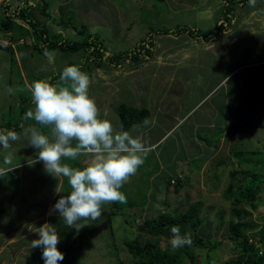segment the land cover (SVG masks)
<instances>
[{"label":"rangeland","instance_id":"obj_1","mask_svg":"<svg viewBox=\"0 0 264 264\" xmlns=\"http://www.w3.org/2000/svg\"><path fill=\"white\" fill-rule=\"evenodd\" d=\"M64 1L66 0H47L49 9L45 11L44 5L40 2V5L32 10L29 17L31 19L34 16L31 21L35 25V32L37 28H46L52 41H59L62 38L68 41H81L86 33L97 39L96 45L102 46L101 48L108 53L115 54L139 49L145 39L149 40L150 33L156 31L155 26H152L153 30L148 32L147 23H143L141 19H130L127 14L121 18L113 14H105L104 10H98V7H95L94 0H86L88 10L82 6V1L70 0L69 3L74 8H70V13L66 9L65 13L61 14L59 6ZM164 2L165 0H152V5L155 6L153 10L159 9L157 10L159 28H173L176 22L180 21H178L180 15L173 16V10H165ZM236 2L237 0H234V3ZM120 5H124L123 0L120 1ZM136 7L141 8L142 5H136ZM122 11L128 13V10ZM142 13L150 14L143 10L139 11L138 15ZM157 15L146 17V19H157ZM29 17L26 16L25 19L28 20ZM169 18L172 19L169 20L170 23ZM186 18V21L191 20L189 26L193 28L192 23L195 22L193 20L197 18L189 16ZM19 19L21 22L24 21L23 17ZM53 19L55 22L52 21ZM162 23L163 26H161ZM19 30L24 32L22 38L26 44H20L14 53L12 49L0 52V130L17 128L15 131L20 134V139L12 142L10 150L0 148V169L5 170L7 165L14 163H25L22 167L5 170L6 174L0 176V185L11 188L15 183L20 182L19 176L22 180L21 185L24 183L23 186L31 187L30 191L36 188L35 195L38 200L41 198L39 206L42 207L29 211L37 214L32 215L19 208L22 202L18 199L11 206L15 207L17 203L19 210H15L13 215H8L11 207H8L6 203L10 198H3L0 191V207H7L2 210L3 220H0V264H26V262L27 264H44L43 250L31 248V241L38 239L35 229L44 223L53 224L58 229L60 243L57 247L64 254V260L60 264H116L114 262L117 256L121 259V264H140L129 252L128 243L140 237L141 246H144L145 240L152 237L147 233L138 232L137 227L142 226L145 220L157 218L163 212L181 214L187 211L192 212L193 208L194 216H198L203 223L197 232L205 240L220 244V249L217 251L192 247L196 263L224 264L225 260L235 257V242L226 240L222 242V240L224 237L227 238L229 233L227 221L230 219V210L239 206H234L233 203L224 199L223 193L231 180L235 182L240 180L238 182L240 185L246 181V174L239 171L237 176L232 177L230 170H249V172L258 173L262 191L253 200L255 206L243 202L240 207H245L243 208L245 209L244 221L251 220L258 225V228L264 225V103H256V98L248 95V101L239 116L254 119L251 118L249 126L246 119H243L242 127L235 130L238 133L235 132L236 139L233 145L224 146L221 152L207 158L209 160L206 162L201 158L212 155V148L215 145L223 146L229 141L228 137L227 140L223 138L226 128L220 127L224 126V123L221 118H218L221 114L220 109L223 107L220 104L224 103V97H221V93L212 97L184 123L176 122V118L180 120V115L175 117V121L173 118L176 114L183 113L182 108H190L204 96L209 88L207 87L208 77L211 80L213 73L202 76L187 66L186 69H178L174 79L164 82L161 79L151 78L154 70H150L147 76L137 78L136 74L126 75L125 72L131 71L128 69V62L120 66H114L108 62L102 67L95 66L92 60H88L90 52L86 47L78 51L47 49L52 53L49 59L45 57V49L42 47L44 35L41 36L38 33L35 36L34 30L28 32L27 27ZM16 33L14 32V36ZM17 38L15 37L16 40ZM35 44L36 47H33ZM172 51H175V48ZM73 64L79 65L81 70L89 75V95L95 99L101 118H105L103 114L107 112L106 118L112 122L115 129L122 130L117 109L119 104L125 103L132 106L135 104V99L139 97L146 101L145 104L152 109L153 115L156 113L157 117L152 119L156 126L158 124V127L154 126V128H150L152 124L147 127L136 124L134 126L138 127L135 130L134 126L129 130L133 136L142 135L146 146L153 148H148L143 165L122 186L121 191L126 195V202H116L117 209L112 208V203L103 205L100 218L87 221L88 224L79 231L66 226L59 213L52 211L60 196L67 195L70 191L67 178L61 177L59 180L47 173L44 168H39L41 162L31 164L34 159L27 157L31 150L36 156L38 150L28 145V139L23 134L24 128L35 126L43 134L50 136L51 127L39 125L32 119H25L26 113L35 107L28 86L38 79H47L55 84L59 82L63 68ZM168 67L173 70L175 66ZM176 67L179 68V66ZM157 74L163 75L165 72L157 71ZM168 92L170 95H165ZM128 95L133 98H128ZM132 100L134 101L129 102ZM171 100L172 104L167 106L169 115L165 116L166 103ZM207 115H212L214 121L216 119L215 124L206 126L195 121L196 118L197 120L208 119ZM225 116L230 120L234 117L233 114L230 116L229 112H225ZM254 124L259 125L254 126ZM163 132L166 134L164 138L161 137ZM230 149L232 154L229 152ZM8 152L12 154L10 164L4 162ZM90 159V156L81 155L75 160L65 159L62 162L68 163L71 167L82 168ZM220 161L223 162L220 164ZM204 162L206 166L203 167L202 178L200 174L202 170L199 172L198 168L200 169L199 165ZM182 171L185 172V177L180 174ZM170 178H180L183 186L179 191L173 188L168 189ZM47 181L49 185L43 195L41 190ZM57 188L61 192L58 193ZM18 191L17 194L21 193L20 188ZM50 200H53L52 207L46 208L45 203ZM108 211L112 213L108 215L109 218ZM163 240L162 245L166 248V244H170L171 239L164 237ZM186 263L191 264L189 260Z\"/></svg>","mask_w":264,"mask_h":264},{"label":"crops","instance_id":"obj_2","mask_svg":"<svg viewBox=\"0 0 264 264\" xmlns=\"http://www.w3.org/2000/svg\"><path fill=\"white\" fill-rule=\"evenodd\" d=\"M18 1L19 0L10 1L9 3L13 4L14 6L13 8L15 9L17 8L16 5L18 4ZM29 1L31 2L32 10L36 9L37 6L40 5V2H42L43 5L45 4L48 5L47 0H29ZM69 1L70 0H66L62 4H60L59 11L61 14L65 13L66 9L67 12L70 13V8H74L73 6H71ZM80 1H82L81 2L83 4L82 6H84L85 8L86 6L88 7V3L86 0L85 1L80 0ZM120 1L121 0H94L96 5L95 7L96 8L98 7V10H104L105 14H113L119 16L120 18L127 14V16L130 17V19H137V20L141 19L140 21H142L143 23H147L148 32L153 30L152 26H155L157 31V33L154 34V40H153L154 44L152 47L153 54L150 59L141 56L140 59L135 61L129 59V60H124L122 62V63L128 62L129 63L128 69L129 70L131 69L130 72L129 71L125 72L126 75L136 74L135 77L138 78L143 75L147 76L150 70H154V74L151 76V78L153 80L161 79V81L164 82L165 80L174 79L177 76L176 71L180 68L186 69L187 66H190L191 67L190 69L192 71L201 74L202 76H208L210 73L211 74L213 73L211 80L208 77L209 83L207 87L209 88L207 92L204 94V96L200 98L197 102H195V104L190 108L188 109L182 108L183 113L181 112L180 114H176L173 120L175 121V117H178L180 115V120L176 118L177 120L176 122L180 123L181 121H183L184 123L192 115H194L206 101L208 102L212 97L217 96L221 93V97H224V103L220 104L223 105V107L220 109L221 114L218 118H221V120H223L224 123V126H220V127L226 128L225 129L226 133L224 131L223 138L227 140L228 137L229 141L228 143L225 142L223 146H221L222 144L215 145L212 148L213 154L212 155L209 154L206 158H201V159H205L204 161L207 162L209 160L207 158L213 157L220 150L222 151L224 146L229 147V145H233L236 139L235 130L238 127H242L241 124L242 120L246 119L247 125L249 126V122L251 118H253V117L245 118L243 116H239V113H241V110L248 101V95L255 97L256 103H264V0H256L254 6H250L249 0L247 1L237 0L236 3L233 2L232 21L229 24L224 23L222 26V28L224 29L221 31V33L217 37H212L211 40H203L191 36L187 33L176 35L174 34L173 30L179 26L191 28L189 26L190 25L189 23H191L189 21L191 20L186 21L187 19L186 16L187 17L189 16V17L197 18V20H193L195 22L192 23V25H194L192 29H198L203 32L215 33L216 28L224 22L225 8L228 0H165V2L163 3V5L166 6L165 10L166 9L173 10L172 12L173 16L180 15L178 17V21L179 20L180 21L176 22V24L175 22H173V24H175L173 28H168V27L159 28L160 22H157V20H159V16L157 15L158 14L157 10L159 9L153 10L155 9V6L152 5V0H123L124 5L122 6L120 5ZM153 1H157V0H153ZM158 1H163V0H158ZM64 3L65 5H63ZM136 5H142V7L139 8L136 7ZM14 9L11 10L13 11ZM122 10H128V13H123ZM143 10L150 12V14L148 15L146 13L145 14L142 13L139 16L138 15L139 11H143ZM155 15H157V19H150V20L148 19ZM146 17L148 18L146 19ZM169 20L172 19L169 18L168 22ZM52 21L55 22L54 19ZM161 26H163V23L161 24ZM163 29L168 30V32L160 33V31H162ZM20 38L23 40L22 37ZM175 41H179V42L176 43ZM17 42L19 43L21 42V40H18ZM174 48L175 51H172ZM17 49H18L17 46L15 48H12L13 50L12 53H14V50L17 51ZM168 66L170 67L175 66V67L173 68V70H171ZM176 66H179V68H177ZM163 70L165 74L163 75L157 74V71L163 73ZM167 94L170 95V92L166 93L165 95ZM128 98H133V97L128 95ZM133 101L134 100L129 102H133ZM134 102L135 104L132 105V107H138V108L144 107L146 110L150 111L151 113L150 120L153 121L152 123L153 126L150 128H154V126L158 127V124L156 126V123L153 120L155 117H157V115L156 113L155 115L152 114L153 111L149 107V105L145 104L146 101L143 100V98L139 97L138 99H135ZM169 104H172V100L166 103L165 111L167 112V114L165 116L169 115V109H167V106ZM236 111H238L237 112L238 115L236 114ZM225 112H229L230 116L233 114L234 115L233 120L228 119V117L225 116ZM208 115H207L208 119L203 118L197 120L196 118L195 121H197L198 124H205L206 126L215 124L216 119L214 121L213 117H211L212 115L210 116ZM165 116L163 117L166 118ZM203 116L206 117L205 114H203ZM257 125L259 124H254V126ZM16 132L19 133L18 131ZM164 134L165 133L163 132L161 137L164 138L166 135ZM148 148H153V147L149 146ZM229 152L230 154H232L231 149L229 150ZM29 157H31L30 159H34V160L36 159V156H34V151L32 150L30 151L27 158L29 159ZM206 162L199 165V167H201L202 169L198 168L199 172L202 170V172H200L202 178L204 175L203 167L206 166L205 164ZM222 162L223 161H220V164ZM24 163L25 162L21 164L14 163L11 165H7L8 167L5 170H9L11 168H15L19 166L22 167ZM39 168H44L42 162L40 163ZM233 170L234 169L230 170V175L232 174ZM239 171L243 172V170H239ZM187 172H189V170H187ZM180 174H183L184 177L186 175L184 171H182ZM18 180L20 182L15 183V185H13L11 188H8L7 185H0V191L2 193V197L10 198V200H8V202L6 203L8 207H11L10 213H8V215L11 214L13 215L15 213V210H19L18 209L19 206L17 205V203L15 207L11 206L18 199L19 201L22 202V205L19 208L28 211L29 214L31 213L32 215H37L35 213L33 214L32 212H29V211H33L34 210L33 208L38 209L42 207L41 205L39 206L41 198L40 200H38L35 195L36 188H34L33 191H30L31 187L27 188L23 186L24 183H22L23 185H21L22 180L20 179L19 176H18ZM48 185L49 184L47 181L46 185L41 190L43 195L45 194V189L48 187ZM19 188L21 189V193H19L20 195L17 194L19 192L18 191ZM171 188H173V186H171ZM51 201L53 200L46 201L45 203L46 208L52 207ZM5 208L7 207L5 206L0 207V215H1L0 220L1 219L3 220L2 210H5Z\"/></svg>","mask_w":264,"mask_h":264},{"label":"clouds","instance_id":"obj_3","mask_svg":"<svg viewBox=\"0 0 264 264\" xmlns=\"http://www.w3.org/2000/svg\"><path fill=\"white\" fill-rule=\"evenodd\" d=\"M255 2L249 0L250 6H254ZM18 40L21 42L11 41V45L6 46L15 48L24 43L21 38ZM44 55L49 59L52 57L47 49ZM89 84V75L77 64L64 67L59 82L55 84L47 79L33 81L28 89L35 107L26 113L25 119L51 126L50 136L35 126L23 130L28 145L38 150L31 164L43 162L47 173L59 180L67 178L70 191L60 196L52 211L59 213L66 226L77 231L85 227L87 221L99 219L103 205L126 202L121 188L143 165L149 151L142 135L133 136L129 131L115 129L106 118L107 112L103 114L105 118H101L95 99L89 95ZM152 123L145 118L142 126ZM19 139L20 134L15 130H0V148L6 151L12 148V142ZM81 155L91 157L82 168L62 162L65 159L75 160ZM11 159L12 154L8 152L4 162L10 164ZM5 174L0 169V176ZM57 192L61 191L57 188ZM34 232L38 239L31 241V248L43 250L44 264H60L64 254L57 247L60 243L58 229L53 224L44 223ZM190 243V236L187 233L181 235L178 225L171 227L170 244L173 250Z\"/></svg>","mask_w":264,"mask_h":264},{"label":"trees","instance_id":"obj_4","mask_svg":"<svg viewBox=\"0 0 264 264\" xmlns=\"http://www.w3.org/2000/svg\"><path fill=\"white\" fill-rule=\"evenodd\" d=\"M234 0H228L225 8L224 22L216 28L215 33L203 32L198 29H192L189 27H176L173 32L174 34L187 33L191 36L203 39L211 40L212 37H217L221 31L223 24H229L233 18V4ZM35 5V4H34ZM13 11L11 7L13 4L9 1H5L0 4V35L9 41L17 42L15 37H24V32L21 28H28V32L34 30L35 25L31 21L34 16L30 19L32 12V5L29 0H19ZM46 6V7H45ZM44 10L46 11L48 5H44ZM44 14V11L41 10ZM29 17L28 20L25 18ZM24 18L21 22L19 18ZM16 21V22H15ZM160 31V30H159ZM8 32H11L9 35ZM14 32H17L14 36ZM21 32V34H19ZM27 32V33H28ZM151 32V31H150ZM166 33L168 30L164 29L160 33ZM36 34L44 35L42 40V47L44 49H60V50H72L78 51L81 48L86 47L90 52L88 60H92L94 65L97 67H102L106 62L111 63L114 66H120L124 60H138L141 56L150 59L153 54V40L152 36L157 33V31L151 32L149 40L145 39L143 43L139 46V49L131 52H121V53H108V51L103 50L97 43V39L93 38L91 35L84 34L81 41H68L66 39L61 40H50V36L46 31V28H37ZM82 33V32H81ZM39 37V39L41 38ZM17 38V39H18ZM56 38V37H55ZM24 42V41H23ZM24 45L26 44L23 43ZM20 44L17 45V47ZM36 47V44L33 45ZM12 49L10 46L0 45V52L4 50ZM13 52V50H12ZM107 52V53H106ZM120 116V127L123 131H129L136 124H143L145 118L150 119L151 113L144 107H132L125 103L119 104L117 107ZM17 130V128L15 129ZM246 174V181L244 184H238L231 180L223 193L224 199L230 201L234 206H239L237 208L233 207L230 210V219L227 221L228 225V236L224 237V240L228 242H235L236 256L225 260L224 264H264V225L258 228V225L253 223L251 220H243V214H245V207H240L243 202L250 205H254L253 200L256 195L262 191V184L258 181V173L249 172V170L243 171ZM239 174V170L234 169L232 172V177ZM250 176V177H249ZM249 177V179H248ZM173 178L169 179L168 189H171ZM183 184L180 178L175 179L173 189L179 191ZM111 204V203H110ZM112 208L117 209L116 202H113ZM194 209V208H193ZM187 212H182L181 214H170L168 212H163L159 216L152 220H145L144 224L137 227L138 232L147 233L152 239L145 240L144 246H141L140 237L132 239L129 244V252L132 253L133 257L140 264H187L189 260L191 264H199L195 261V253L192 247L205 249L208 251H217L220 248V244L215 243L212 240H205L200 233L197 232L200 225H203L202 220L197 216H194V210ZM108 211V215L112 213ZM109 218V217H108ZM178 225L181 230V235L187 233L190 236L191 243L186 244L178 249L173 250L171 244L162 245L164 237L171 239V227ZM163 246V247H162ZM187 260V261H186ZM186 261V262H185ZM28 262H26L27 264ZM116 264H121V259L116 257Z\"/></svg>","mask_w":264,"mask_h":264},{"label":"built area","instance_id":"obj_5","mask_svg":"<svg viewBox=\"0 0 264 264\" xmlns=\"http://www.w3.org/2000/svg\"><path fill=\"white\" fill-rule=\"evenodd\" d=\"M5 1H10V0H0V4L4 3ZM8 34L10 35L11 32H8ZM0 45L2 46L11 45V41L4 39L1 34L0 35Z\"/></svg>","mask_w":264,"mask_h":264}]
</instances>
